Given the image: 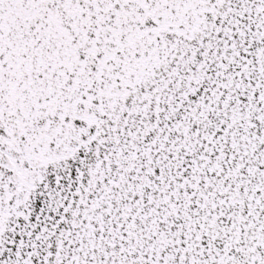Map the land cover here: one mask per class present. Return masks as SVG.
<instances>
[{"label": "snow or ice", "instance_id": "snow-or-ice-1", "mask_svg": "<svg viewBox=\"0 0 264 264\" xmlns=\"http://www.w3.org/2000/svg\"><path fill=\"white\" fill-rule=\"evenodd\" d=\"M0 264H264V0H0Z\"/></svg>", "mask_w": 264, "mask_h": 264}]
</instances>
